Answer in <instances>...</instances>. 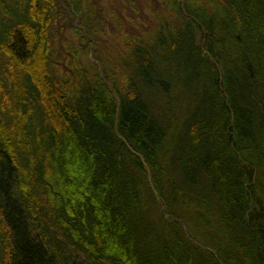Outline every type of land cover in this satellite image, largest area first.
I'll return each mask as SVG.
<instances>
[{
    "label": "trees",
    "instance_id": "trees-1",
    "mask_svg": "<svg viewBox=\"0 0 264 264\" xmlns=\"http://www.w3.org/2000/svg\"><path fill=\"white\" fill-rule=\"evenodd\" d=\"M123 2L57 71L56 0H0V264H264V0Z\"/></svg>",
    "mask_w": 264,
    "mask_h": 264
},
{
    "label": "rangeland",
    "instance_id": "rangeland-1",
    "mask_svg": "<svg viewBox=\"0 0 264 264\" xmlns=\"http://www.w3.org/2000/svg\"><path fill=\"white\" fill-rule=\"evenodd\" d=\"M81 1H84L86 4H89L90 6H94L95 8L102 10L106 18V23H109V24H111L109 22L110 14L119 15V16L124 14L127 17L131 16L128 10L124 8V2H123L124 0H81ZM143 1L144 0H125V2L128 5L131 3L133 4L134 8L136 6L137 7L136 9L139 10V14L143 18L146 19L147 17L144 16L145 12L144 10H142ZM56 3L59 7V12H60L59 16L61 19L58 23H56V25H54L55 29H52L51 36L54 39L52 40L53 41L52 50L54 53L53 57L55 56L56 60L59 59L57 63L54 65H55V69L59 70L61 68H64V65H66L67 62L70 60V59H66L67 57H70V54L68 52H65V51H68L67 46L69 45L67 44V42L73 40V34L71 32L73 28L82 29L81 21L83 20L85 13H84V10L78 14L77 13L75 14V12L72 13L71 11L72 7L68 4L70 3V0H56ZM152 5L155 7V2H153ZM144 22H146L148 25L150 23V19H148V22L146 20ZM54 26L52 28H54ZM60 26H63V27H60ZM147 27H150V26H147ZM105 32H106V35L103 36V39H99L100 41L98 40L99 45L101 47V50L99 51V55H102V52L105 53L106 47L109 46V43L107 42V38H109L108 35H109V32H111L110 26L105 27ZM83 37H86V38L82 44L83 45L82 49L86 51H81L80 60L83 63H85L86 61L88 62L90 60L93 63L99 64V68H100L101 65L96 60L97 56L94 52L95 51L94 45H93L94 43H92L90 48H87L89 46V43L93 42V40L90 39L88 36H86L85 33L83 34ZM93 37L95 38V33Z\"/></svg>",
    "mask_w": 264,
    "mask_h": 264
}]
</instances>
